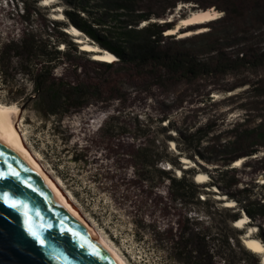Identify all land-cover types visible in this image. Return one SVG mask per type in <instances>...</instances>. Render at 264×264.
Instances as JSON below:
<instances>
[{
    "label": "rangeland",
    "instance_id": "1",
    "mask_svg": "<svg viewBox=\"0 0 264 264\" xmlns=\"http://www.w3.org/2000/svg\"><path fill=\"white\" fill-rule=\"evenodd\" d=\"M125 1L91 0L88 11L80 16L86 21L104 14L103 26L96 32L120 47L123 41L113 37L122 36L124 26L129 28V21L141 15L150 14L151 18L132 25L137 29L144 26L143 22H165L154 14L165 12V18L173 17L176 22L191 11L215 10L220 18L205 24V34L176 40L164 32L157 46L167 52L185 50L212 68L219 66L221 71L190 79L157 72L151 65L116 59L114 69L106 72L96 68L90 53L79 55L65 47L67 55L53 71L55 77L69 82L88 78L104 81L109 89H93L90 104L60 119L40 111L29 79L12 74L6 83L0 78V106L13 117L18 140L39 167L127 264H177L150 233L169 224L174 229L179 213L183 215L185 209L169 201L167 180L144 183L134 174L131 153L138 145L156 150L159 146L160 150L161 141L170 135L173 142L167 143L168 152L176 155L184 148L181 135L202 128L211 133L197 154H186L192 155L189 160L197 166L191 168L193 174L200 171L209 177L207 183L198 184V198H207L208 204H193L192 212L204 211L215 221L223 220L220 209L224 203L216 199L210 177L218 175L227 159L252 149L257 153L240 157L245 159L241 166L233 167L232 163L228 168H235L241 181L237 191L244 188L251 191V196L262 194L257 185L264 178V64L255 56L264 53V0H127V8L121 9ZM174 2L175 7L168 9ZM14 3L18 4L16 8L10 0H0V41L17 37L27 27L20 17L21 2ZM57 6L59 16L70 9L64 0H54L48 6L36 3L39 10L30 21L34 29L51 32L49 20H55L52 17ZM58 21L70 27L67 20ZM60 46L64 50L63 44ZM110 118L118 120L123 135L113 137L100 131ZM168 121L176 130L165 134L162 127ZM204 164L213 168L207 169ZM159 167L168 169L166 164ZM177 169L171 172L178 178L181 171ZM238 213L243 216L241 209ZM252 226L256 224L236 228L245 232L241 242ZM251 236L263 244L258 230ZM246 251L249 256H244L242 263L254 264L259 256Z\"/></svg>",
    "mask_w": 264,
    "mask_h": 264
},
{
    "label": "trees",
    "instance_id": "2",
    "mask_svg": "<svg viewBox=\"0 0 264 264\" xmlns=\"http://www.w3.org/2000/svg\"><path fill=\"white\" fill-rule=\"evenodd\" d=\"M18 1L21 2L20 17L27 27L17 37L0 41L1 81L8 82V77L12 74H18L29 79L35 91L40 111L45 114L58 116L62 119L68 114L78 112V110L90 104V92L93 89L100 90L106 86L108 87V82H96L90 78L69 82L55 77L53 71L63 64L62 61L66 58L65 47H71L79 55H87L88 53L78 49L77 43L73 42V37L66 31L69 30L67 28L69 25L65 22L49 20L51 32L46 29H34L30 23L31 15L38 13L39 8L36 7V3L41 0ZM64 1L70 8L65 11L70 25H74L79 33L85 34L102 49L112 52L114 57L123 63L137 62L141 65H151L157 72L162 71L190 79L209 76L214 72L221 71L219 66L212 68L208 63L185 50L167 52L157 46L163 39V33L172 29L177 22L186 16L175 22L173 17L168 16L165 18V12L154 14L153 16L165 20V22H148L137 29L133 27L136 26L134 24L149 21L151 18L150 14L141 15L135 21H129V28L124 26L122 36L113 37L123 41L122 45L117 47L107 42L103 33L96 32V29L103 26L101 18L104 14L91 17L86 21L80 16V13L88 11L87 4L91 0ZM99 1L118 2V0ZM10 2L14 4L15 8L18 6L17 3H14V0H10ZM127 2L126 0L125 3H122L120 8H127ZM29 4H31L32 10L29 9ZM174 7L175 2L168 9ZM111 14H113V19H118L116 13ZM219 18L220 16L212 21ZM209 22L198 24L202 26L197 28H205V31L201 33L179 39L175 35L168 36L176 40H185L205 34L207 31L205 24ZM197 28L191 31H197ZM52 31H56L58 35H54ZM60 44H63L62 48L64 50H61ZM255 58L260 64H264V53L255 56ZM93 64L98 70L106 72L114 69L113 63L93 59ZM220 67H223V65ZM159 122L164 121L162 119ZM104 130L107 131L108 136L114 137L124 134L120 131L122 129L115 118L104 121L100 131ZM162 130L166 134L176 130V128L168 121L166 126L162 127ZM210 133V131L197 128L192 132L181 135L184 148L176 155H170L168 152L167 143L172 139L170 135H166L161 141L160 150H158L159 146L156 145L154 146L157 150L152 149L153 146L150 145H138L131 153V166L134 174L144 183L167 180L169 201L185 209L183 215L179 213L174 229L169 224L165 227L158 226L150 233L154 239L161 243L160 249L169 258H173L177 264H244L242 263L245 260L244 256H249L241 242V236L245 232L236 229L233 223L241 216L238 213L241 209L243 216L246 215L251 224H256L255 227L260 232L264 244V182L257 185L262 190V194L256 196H251V191L244 188L242 191H237L236 186L241 181L238 179L236 169H229L228 167L237 160L244 159L240 157L256 154L257 149L227 159L222 164L224 168L220 170L216 168V170H219L218 175L210 177L211 186L216 187L220 193L224 194L229 200L234 201L235 204L233 207L220 209L223 220L220 222L215 221L210 213L203 211L201 214H197L190 209V207L193 208V204L207 205L208 199L200 200L198 198L200 186L194 182V174L191 169H182L181 166L183 165L180 162L183 156L192 159V155H187L186 152L197 154L202 142L206 140ZM244 160L238 166H241ZM160 164H166L168 169L165 167L160 168ZM207 164H204L205 168H213V166ZM177 168L181 171L178 178L171 172V170ZM262 176L264 177V172ZM254 264H261L260 259L255 258Z\"/></svg>",
    "mask_w": 264,
    "mask_h": 264
},
{
    "label": "water",
    "instance_id": "3",
    "mask_svg": "<svg viewBox=\"0 0 264 264\" xmlns=\"http://www.w3.org/2000/svg\"><path fill=\"white\" fill-rule=\"evenodd\" d=\"M0 177V264H115L1 139Z\"/></svg>",
    "mask_w": 264,
    "mask_h": 264
},
{
    "label": "bare ground",
    "instance_id": "4",
    "mask_svg": "<svg viewBox=\"0 0 264 264\" xmlns=\"http://www.w3.org/2000/svg\"><path fill=\"white\" fill-rule=\"evenodd\" d=\"M54 0H41L40 5L41 6H48L50 3H53ZM59 6H57L58 10L54 11V18L55 20H67L64 13H61L59 16L57 13H59ZM218 18V13L215 10L209 9V10H197L191 13H189L185 18H183L181 21L177 22V24L172 28L165 32V35H176V38H185L188 36H191L192 34H198L205 29L203 28H197L198 30L196 32H191V30H186L189 27H192L193 25H198L201 23L209 22L212 20H215ZM68 21V20H67ZM163 20H160L162 22ZM70 24V23H69ZM146 22L142 23V26L145 25ZM69 30L72 29V31H67V33L75 38L73 40L74 42H77L78 46L81 47V49L87 53H90L93 57V59L108 63H114L115 60L112 56L113 53L102 49L97 44H93V42H86L82 37V33L79 35L77 34L76 27L74 25H70V27H67ZM184 30V32H180L181 30ZM13 117L9 115V112L6 107L0 106V139L5 142L11 149L14 150L17 155L24 161V163L29 167V169L42 181V183L45 185V187L50 191V193L56 198V200L63 206V208L76 220L78 223L82 225V227L89 233L93 239L97 241V243L105 250V252L110 256V258L114 261L115 264H127L121 256H119L114 249L107 244V242L102 238V236L90 225L88 221H86L84 216L80 214L76 207L71 203V201L62 193L60 190V186L58 187L54 182L52 181L48 175L39 167L36 160L30 155V153L27 151V149L24 147V145L21 143L20 140H18V135L16 133V129L14 127V119ZM173 142V141H170ZM244 159L237 160L233 167H237L240 162ZM182 167L184 169H191V168H197V166L189 160L186 157H181L180 159ZM179 172V170H176ZM180 173V172H179ZM52 178V177H51ZM208 176L203 172H196L193 175V180L197 184H203L206 181H208ZM53 179V178H52ZM260 182H264V178H261ZM57 183V182H56ZM214 187V186H213ZM213 192L216 195V199L220 200V202L224 203L222 204L223 207H233L234 201L229 200L224 194L220 193L218 189L215 187ZM246 216V215H245ZM233 223V226L235 228H242L246 224H248V217L240 216L239 219H237ZM250 230V234L247 235L242 239L243 246L249 250L250 252L254 253L255 255L259 256V259L261 260V264H264V245L260 242V240L252 237L251 235L256 232L258 229L255 226H252Z\"/></svg>",
    "mask_w": 264,
    "mask_h": 264
},
{
    "label": "snow or ice",
    "instance_id": "5",
    "mask_svg": "<svg viewBox=\"0 0 264 264\" xmlns=\"http://www.w3.org/2000/svg\"><path fill=\"white\" fill-rule=\"evenodd\" d=\"M2 178V177H0ZM4 202L7 203V194H5V197H4ZM11 207H15L16 205L15 204H12L10 205ZM37 239V242L41 244V246H43V242L39 240V237H36Z\"/></svg>",
    "mask_w": 264,
    "mask_h": 264
}]
</instances>
